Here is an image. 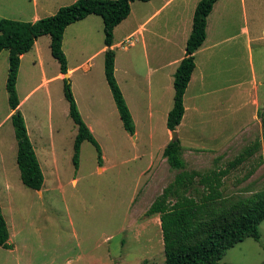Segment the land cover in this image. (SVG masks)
I'll return each mask as SVG.
<instances>
[{
  "label": "rangeland",
  "instance_id": "obj_1",
  "mask_svg": "<svg viewBox=\"0 0 264 264\" xmlns=\"http://www.w3.org/2000/svg\"><path fill=\"white\" fill-rule=\"evenodd\" d=\"M198 1L137 0L115 28L113 41L121 44L112 48L114 75L132 115L133 134L124 129L107 84L104 53H96L104 44L99 15L64 30L67 65L77 66L70 75H58L49 35L37 38L23 55L16 80L23 100L17 109L44 175L41 193L20 179L14 111L5 87L8 49L0 52V155L9 168L0 181V205L11 243L0 247V264H164L160 220L147 215L150 204L178 172L224 169L255 141L259 148L229 170L221 192L229 202L264 188V0L215 2L206 38L194 54L184 115L173 130L184 168H172L163 156L171 140L165 114L173 102L166 78L170 67L147 73L185 48ZM73 2L0 0V17L32 21L34 14L40 19ZM140 24L143 41L137 34L121 40ZM64 79L100 146V165L89 140L81 142L77 168L73 164L77 126L69 115ZM37 143L46 148L42 154ZM258 230V240L238 242L219 264H264V219Z\"/></svg>",
  "mask_w": 264,
  "mask_h": 264
},
{
  "label": "trees",
  "instance_id": "obj_2",
  "mask_svg": "<svg viewBox=\"0 0 264 264\" xmlns=\"http://www.w3.org/2000/svg\"><path fill=\"white\" fill-rule=\"evenodd\" d=\"M137 0H75L60 6L57 11L36 21H20L0 17V52L8 49V74L5 83L11 121L17 143L16 163L22 183L40 190L44 175L27 132L24 117L17 109L16 80L20 56L31 49L42 35L50 37V51L58 61L60 72L67 73V59L62 42L65 28L90 14L99 15L103 22L104 74L118 110L124 129L134 133L132 115L114 75L115 53L111 48L114 28L131 11V3ZM148 1V0H139ZM217 0H199L192 16V27L185 43L184 56L173 75V103L167 113L166 127L173 131L184 115V93L195 68L194 53L206 38L207 18ZM64 96L68 101L69 115L77 126L73 143V164L77 168L80 145L89 140L102 162L101 149L89 127L83 121L68 79H64ZM264 140V119L262 120ZM260 146V141L247 147L224 169L199 172L182 170L174 181L165 187L147 209V215H158L163 241L164 264H219L226 250L247 237L259 239L258 226L264 219V188L247 197L226 202L222 196L223 177L230 169L242 163ZM163 156L174 169H183L179 140L169 141ZM10 234L0 205V247L11 248Z\"/></svg>",
  "mask_w": 264,
  "mask_h": 264
},
{
  "label": "crops",
  "instance_id": "obj_3",
  "mask_svg": "<svg viewBox=\"0 0 264 264\" xmlns=\"http://www.w3.org/2000/svg\"><path fill=\"white\" fill-rule=\"evenodd\" d=\"M75 1V0H74ZM91 15H94V14H90V15H88L87 17H90ZM87 17H85L84 19H82V20H79V21H83V20H85ZM37 19H39L38 18V16L37 15H33V19H32V21H36ZM77 22V21H76ZM75 23V22H74ZM121 23V22H120ZM119 23V24H120ZM71 25V24H70ZM69 26V25H68ZM117 26H115V28H116ZM115 28H114V31H115ZM142 28H143V24H140L138 27H137V29H135V30H133L129 35H127L126 37H123L121 40H123V39H126L127 37H129L130 35H131V37H132V35H136V36H140V39H141V41H143V30H142ZM189 34L190 33H188L185 37H184V42L186 43V40H187V38H188V36H189ZM41 37V36H40ZM39 38V37H38ZM63 39H64V35H63ZM129 39H130V37H129ZM137 39V38H136ZM113 40H114V36H113ZM130 41V43L128 44V45H133V43H134V41H132L131 42V40H129ZM137 41V40H136ZM36 43H37V39L35 40V42H34V44H33V46H35L36 45ZM49 43H50V39H49ZM120 43V41L119 42H116V43H114V41L112 42V45H111V48H114L116 45H118ZM185 43H184V45H185ZM121 44V43H120ZM146 44V42H144V45ZM143 45V46H144ZM32 46V47H33ZM31 47V48H32ZM62 47H63V42H62ZM107 48V46L105 45V44H103L100 48H99V50L96 52V53H98V52H103L104 53V51H105V49ZM201 50V48H199L194 54H196L198 51H200ZM28 52V51H27ZM184 52H185V48L180 52V54H178L176 57H174V58H172V59H170L167 63H164V65L162 64V65H158V67H155V68H152L151 70H149L148 71V73H147V75L150 77V76H152V73H156V71L158 72V70L159 69H163V68H165V67H170V70H169V73H167L168 75H166V78H167V80H168V82H169V85L171 84V87H172V90H173V94H174V89H173V75H174V72H175V70H176V67L178 66V63H179V61L181 60V58L184 56ZM95 53V54H96ZM25 54V53H24ZM24 54H22L21 56H20V60H21V58L23 57V55ZM114 61H115V59H114ZM20 65V64H19ZM77 66H75V67H68V65H67V76L68 75H70V73L76 68ZM114 70H115V66H114ZM58 75L59 76H64V74H62L60 71H59V73H58ZM163 76V75H162ZM163 78H165L164 76H163ZM156 79H158V78H156ZM157 82H158V80L155 82L156 84H157ZM188 87V86H187ZM23 100V99H22ZM22 100H20L19 101V105L21 104V102H22ZM173 103V102H172ZM18 105V106H19ZM171 107H172V105H171ZM171 107L170 108H168V109H166V111H165V114H166V116H167V113H168V111L171 109ZM13 110H11V112H12ZM14 131V130H13ZM27 132H28V130H27ZM29 135V134H28ZM33 145V144H32ZM37 146H38V151H39V154H42V152H41V150H45L46 148H45V146H44V144H42V143H37ZM1 149V148H0ZM16 153H17V150H16ZM36 153V152H35ZM41 156V155H40ZM40 163V162H39ZM16 165H17V163H16ZM43 165V164H42ZM41 166V165H40ZM47 166V165H46ZM51 169V167L48 169V171ZM8 170H9V168H8V166H6V163H5V160H4V158L0 155V181H3V180H5V178H6V176H7V173H8ZM38 192L39 193H41V190H38Z\"/></svg>",
  "mask_w": 264,
  "mask_h": 264
},
{
  "label": "water",
  "instance_id": "obj_4",
  "mask_svg": "<svg viewBox=\"0 0 264 264\" xmlns=\"http://www.w3.org/2000/svg\"><path fill=\"white\" fill-rule=\"evenodd\" d=\"M64 76H67V73L64 74ZM14 113H16V110H14ZM178 139V134L176 131H171V141H175Z\"/></svg>",
  "mask_w": 264,
  "mask_h": 264
}]
</instances>
